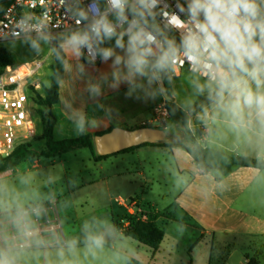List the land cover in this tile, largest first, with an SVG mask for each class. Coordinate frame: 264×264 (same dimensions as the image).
Returning a JSON list of instances; mask_svg holds the SVG:
<instances>
[{"label":"crops","instance_id":"0c3cea01","mask_svg":"<svg viewBox=\"0 0 264 264\" xmlns=\"http://www.w3.org/2000/svg\"><path fill=\"white\" fill-rule=\"evenodd\" d=\"M15 1L0 0V18ZM71 36L62 34L56 42L65 54V66L59 86V101L52 109L57 119L54 139L61 141L83 134L94 137L114 127L133 129L147 121L152 106L163 94L161 81L152 68L151 57L143 74L135 71L129 63L132 56L130 41L115 34L104 40L101 61L90 64L84 60L80 47L74 49L67 44ZM118 40L120 45L117 44ZM50 46L53 51L46 55V59L52 56L51 77L55 45L50 43ZM106 51L111 52L107 57ZM41 61L44 66L45 60ZM230 93L231 90L224 94L216 106ZM39 94L45 96L46 93ZM181 108L190 115L189 128L192 131L203 130V144L229 154L264 159V113L258 107H205L197 113L193 112V107ZM158 149L163 150L164 159L168 156L174 159V177L184 182L169 202L168 214H161L154 204L144 203L133 190L128 191V187L126 194L119 193L113 200L116 204H112L111 199L100 204L90 194L92 183L66 185L60 191L55 188L51 190L54 192L45 195V199L27 201L13 207L5 201L4 182L18 175L17 170L0 173V251L17 252L11 264H31L29 262L37 261V254L40 264H76L73 261L75 256L88 264L92 254L97 259L106 257L107 264H127V248L130 246L127 240L130 238L114 226V218L128 213L117 199L129 203L137 198L140 207L149 212L152 210L157 223L162 219L194 230L195 244L210 238L211 245L209 252L204 253L203 264H249L252 259L260 264L263 248L257 250L256 241H264V170L236 167L230 175L217 181L218 173L201 174L183 147L143 146L112 156L111 160L107 158L101 161H95L91 153L88 160L93 161V167L100 170L102 178H106L110 164L115 168L112 173L115 178L123 184L132 185L136 174L142 175L145 181L150 179V172H140L139 166L141 163L142 166L147 162L151 164ZM40 159L43 158L29 160L34 168H41L45 163ZM120 162L125 164L120 166ZM80 191L85 192L76 197L75 193ZM163 197L168 198V195L165 193ZM89 203L92 209L84 212ZM96 203L98 206L95 208ZM31 207H37L38 212L22 214L23 209ZM100 212L106 215L107 226L96 227L95 233L84 240V235H78L75 231V219L86 215L95 217ZM71 217L74 219L71 220ZM48 223L57 226V230H50ZM166 240L168 232L165 231L164 240L153 253L150 264H160L159 256L166 250H169L170 256L173 255L178 243L165 246ZM19 244H28V248L19 249ZM241 244L242 247L256 250V253L251 255L243 249L239 250L238 245ZM189 261L184 260L181 264H195L193 257ZM169 262L176 264V261Z\"/></svg>","mask_w":264,"mask_h":264},{"label":"rangeland","instance_id":"374dc122","mask_svg":"<svg viewBox=\"0 0 264 264\" xmlns=\"http://www.w3.org/2000/svg\"><path fill=\"white\" fill-rule=\"evenodd\" d=\"M257 3L260 7L261 17H264V0H257ZM0 47L5 48L11 53L16 65L24 62H32L35 58L45 60L43 68L39 71V74L34 77V79L41 81L42 87L39 92L45 94L50 84V64L52 62V56H49V58L46 59V55L53 51L49 40L39 37H30L2 42L0 43ZM169 72H171L170 68ZM260 78L261 80H264V76H261ZM217 87L218 85L205 82L201 80L199 76L187 70L182 71L179 78L173 80L175 101L181 107H193V111L198 107L199 102L203 98L210 97ZM248 89H250L255 95L264 94V84L257 87L255 81L250 76L244 75L239 79L238 86L231 87L229 89L231 90V93L217 106L216 101L207 107H257L255 104L248 105L244 103L243 92ZM37 128L38 135L36 137H39L42 132L40 121H37ZM43 144V141H37L33 144L37 153ZM155 151L158 154L153 156L154 159L152 158L151 164L147 162L146 164H143V166L142 163L141 166H139L140 172L142 170L147 174L148 171L150 172V179L145 181L142 178V175L136 174L132 185L123 184L120 179L115 178V176L112 175L115 168L109 166L110 164L106 171V178H102L100 170L93 167V161L88 160L91 157V151L89 148L74 149L54 160L45 158L40 159L42 163H45V166H42L41 168H34L33 162L28 159L16 167L18 175H14L9 178L7 182H4L5 185H3L6 186V192H3L5 195V201L10 206L18 207L27 201H40L41 199H45V195L49 192H54L51 190L55 188V190L60 191L62 186L92 183L93 186L90 188V194L93 195L92 199L101 202L100 204L108 199H111L112 204H116L113 200L118 197L119 193L126 194L128 187V191L133 190L135 196L141 199L144 203L149 202L148 204H154L159 208L161 214H168L169 202L173 199L181 186L184 185V182L181 179L174 177V159L170 156L164 159L162 157L163 152H161L163 150L158 149ZM116 155L117 154L113 156ZM109 159L111 160L113 158L109 157ZM124 164L125 162H120L119 165L121 166ZM121 185H124V187L121 188ZM84 192L85 191H80L79 193H75V196H81ZM165 193L168 195V198L163 197ZM97 204L98 203H96L95 208L98 206ZM88 208L89 210L92 209L90 203L85 206L84 212H86V209ZM99 214H95V217L86 215L81 216L79 219H75V231L78 232V235L83 234L84 240L89 239L91 233H95L93 231H95L96 227L99 229L100 227L107 226L108 219L106 218V215L104 213L101 214V212ZM70 219L73 220L74 217H71ZM158 225L164 231L168 232V240H166L165 246L172 245L174 242L178 243L177 248L173 251V255L170 256L168 253L169 250L161 253V256H159L160 264H171L169 262L170 260L176 261V264L184 263V260H187L188 263L190 262L189 260L191 257H193L195 264H203L206 255H204V253L206 251L209 252V247L211 245L210 238L197 245L194 243L196 232L191 228L176 226L173 222L164 221L162 219L158 222ZM127 241H129L130 244L127 248V256L133 257L146 264H150V260L153 257L151 249L131 238ZM206 244L208 245L207 249ZM256 244L257 250L263 248V256L260 264H264V241L262 242L257 239ZM262 244L263 247H261ZM238 249H243L251 255L256 253V250L247 249L244 246L242 247V244L238 245ZM17 255V252L3 253L0 251V261H2L3 264H11ZM37 257V261H31L29 263L40 264V257L38 254ZM73 259L76 264H85V261L82 262V259L76 256L73 257ZM107 263L108 261L106 257L97 259L94 254H92L91 258L88 260V264Z\"/></svg>","mask_w":264,"mask_h":264},{"label":"built area","instance_id":"2783aa9c","mask_svg":"<svg viewBox=\"0 0 264 264\" xmlns=\"http://www.w3.org/2000/svg\"><path fill=\"white\" fill-rule=\"evenodd\" d=\"M192 0H157L156 5L149 10L143 9L138 0H127L124 6V16L120 18L116 9H113L110 0H16L0 18V43L30 37L46 38L53 45L62 34L87 35L88 41L80 46L84 60L90 64H98L104 54L102 44L112 35L119 34L130 41L133 32L143 29L157 37L161 48H164L162 37L159 33L170 31L181 40L183 30L166 27V18L163 12L176 13L186 22L190 19L189 5ZM181 6L183 11L180 10ZM137 11H133V8ZM144 14L140 16L138 13ZM83 13V15H81ZM203 19V13L199 17ZM108 22L113 32L111 35L101 32L97 35L93 31L94 24L99 20ZM156 59L160 49L152 45ZM43 67V61L37 59L19 65L8 66L0 73V156L7 157L20 144L31 141L38 135L37 121V96L42 86L40 81L34 79ZM170 75L179 77L180 73L187 70L196 74L202 80L218 84V77L214 67L208 71L195 63H190L184 56L183 49H179L177 61L170 67ZM224 71L227 68L221 66ZM171 119L167 109L166 100L157 101L151 109L150 116L143 124L153 127H166ZM203 138V137H202ZM201 141V140H200ZM202 142V141H201ZM117 202L126 207L128 213H138L141 220H147L145 209L139 207L137 202L129 203L117 199ZM38 212L37 207L22 210V214ZM49 222V221H48ZM128 222L125 223V226ZM41 227V225H40ZM50 230H57V226L48 223ZM32 234L31 231L28 232ZM19 249L28 248V244H19Z\"/></svg>","mask_w":264,"mask_h":264},{"label":"clouds","instance_id":"9594fccd","mask_svg":"<svg viewBox=\"0 0 264 264\" xmlns=\"http://www.w3.org/2000/svg\"><path fill=\"white\" fill-rule=\"evenodd\" d=\"M127 0H110L111 7L116 9L118 16L123 18ZM143 9L151 11L157 0H138ZM183 11V7L180 8ZM133 11H137L134 7ZM190 19L186 22L176 13L163 12L166 27L181 29L184 32L181 48L190 63L211 71L218 70L214 78L221 94L229 87H236L239 80L237 70L250 76L257 87L264 84V17H261L257 0H192L189 5ZM203 13L201 20L200 14ZM143 16V12L138 13ZM83 15V13H81ZM93 31L111 35L113 29L105 20L97 21ZM88 41V36L73 34L67 44L78 49ZM120 40L117 44L120 45ZM166 48H161L157 37L143 29L133 32L130 36V67L141 74L149 66V57L154 56L152 45L160 49L152 67L158 71L169 68L177 61L179 49L174 42L166 41ZM105 52V56L110 55ZM119 61V58H118ZM228 71H224L221 66ZM251 66V67H249ZM244 103L255 104L264 113V94L255 95L248 89L243 92ZM99 243V241H97ZM0 264H3L0 261Z\"/></svg>","mask_w":264,"mask_h":264},{"label":"trees","instance_id":"16d2710c","mask_svg":"<svg viewBox=\"0 0 264 264\" xmlns=\"http://www.w3.org/2000/svg\"><path fill=\"white\" fill-rule=\"evenodd\" d=\"M159 35L162 37L164 48H166L165 42L171 41L175 43L178 49H182L181 39L177 35L171 33L170 31H164L162 33H159ZM154 62L155 59H152V64ZM14 65L15 61L11 53L5 48L0 47V73H2L8 66ZM64 66L65 54L62 51L61 47L58 44H55V58L52 65L50 86L47 88L45 96H37V115L42 125L41 135L39 137H34L27 143L18 145L9 156H0V173L15 169L19 164L26 161L27 159H54L77 148H89L95 161H101L115 155H97L93 145V135L91 134H83L82 136L77 138H70L61 141H57L54 139V128L57 125V119L52 109L53 106L56 105L59 101V86L64 74ZM154 71L156 73V76L160 79L163 88V94H160L158 96L157 101L163 99L166 100L167 109L171 116V119L167 126L174 127V129L184 133V135L186 136V140L182 143L161 145L143 144L138 147H132L123 150L116 154L131 152L143 146H158L164 148L183 147L186 149L194 163L197 165L200 173H218V176L216 177L217 181H220L223 177L230 175L236 167H250L264 170V159L262 158L256 159L241 154H229L203 144L200 141L204 134L203 130L198 129L197 131H192L189 128V113L182 109L175 101L173 80L176 78L170 75L169 68H166L162 71L154 69ZM244 75V73L237 70V76L234 79L239 80ZM230 88L231 87L225 89L221 94L220 88L218 86L210 97L203 98L199 102L198 107H196L193 112L197 113L203 108L218 101L226 92L229 91ZM145 126L153 127L149 124H142L134 128ZM37 141L44 142L38 153L33 147V144ZM132 200L136 201L137 205L140 207L137 198H134ZM142 208L144 209V207ZM147 214L148 219L141 220L138 213H136L135 215L125 213L122 216L114 218V226L118 230L122 231L124 236L131 238L139 242L140 244L150 248L151 252L154 253L158 250L160 244L164 240L165 231L158 225L157 218L152 210L150 212L147 211ZM126 222H128L127 226H125ZM126 259L127 264H146L130 256H126ZM249 264H257V261L255 259H252Z\"/></svg>","mask_w":264,"mask_h":264},{"label":"water","instance_id":"95a60500","mask_svg":"<svg viewBox=\"0 0 264 264\" xmlns=\"http://www.w3.org/2000/svg\"><path fill=\"white\" fill-rule=\"evenodd\" d=\"M186 136L171 127H138L133 129L114 127L110 131L96 134L93 145L97 155L108 156L143 144L182 143Z\"/></svg>","mask_w":264,"mask_h":264}]
</instances>
